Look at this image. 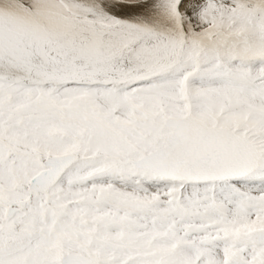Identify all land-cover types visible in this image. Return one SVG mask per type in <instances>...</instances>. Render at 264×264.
<instances>
[{
  "label": "snow or ice",
  "instance_id": "snow-or-ice-1",
  "mask_svg": "<svg viewBox=\"0 0 264 264\" xmlns=\"http://www.w3.org/2000/svg\"><path fill=\"white\" fill-rule=\"evenodd\" d=\"M0 264H264V0H0Z\"/></svg>",
  "mask_w": 264,
  "mask_h": 264
}]
</instances>
